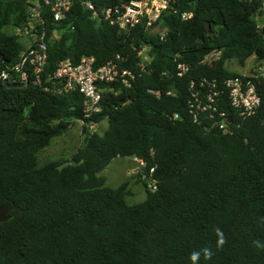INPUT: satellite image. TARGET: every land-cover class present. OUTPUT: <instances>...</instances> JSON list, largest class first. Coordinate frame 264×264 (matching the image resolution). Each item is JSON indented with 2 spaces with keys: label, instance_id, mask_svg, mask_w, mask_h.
I'll return each mask as SVG.
<instances>
[{
  "label": "trees",
  "instance_id": "1",
  "mask_svg": "<svg viewBox=\"0 0 264 264\" xmlns=\"http://www.w3.org/2000/svg\"><path fill=\"white\" fill-rule=\"evenodd\" d=\"M88 1L100 8L131 0L75 1L60 21L44 0H0V206L13 204L0 223V264H194V252L195 264H264V78L255 115L242 120L223 99L241 123L230 133L193 122L187 93L190 80L240 76L226 68L230 60L264 62V0H178L192 16L164 14V38L94 19ZM33 2L43 5L45 73L40 83L32 75L24 87H7L1 74L16 77L25 50L16 29L28 25ZM143 44L153 60L139 75ZM213 52L220 58L204 62ZM85 56L97 67L124 57L122 67L136 74L130 86L103 85L102 112L91 120L79 91L48 77L62 61ZM176 57L190 64L189 76L176 77ZM77 121L85 130L77 152L40 165L41 152ZM92 121H107V129L91 132ZM117 158L146 163L143 202L130 205L128 183L112 188L99 176Z\"/></svg>",
  "mask_w": 264,
  "mask_h": 264
},
{
  "label": "built area",
  "instance_id": "2",
  "mask_svg": "<svg viewBox=\"0 0 264 264\" xmlns=\"http://www.w3.org/2000/svg\"><path fill=\"white\" fill-rule=\"evenodd\" d=\"M75 1L80 0H44V4L51 7L54 20L60 21ZM177 2L178 0H131L114 7L98 8L88 1L84 2V5L91 11L94 19L107 20L128 34L139 27L146 32L160 33V37L164 38L167 33L165 29H161V20L164 14L178 15L183 21L189 20L192 16L191 12H182L176 6ZM42 7L41 3L33 2L30 7L28 25L16 29V34L28 39L29 43L12 69L16 76L15 79L11 78L12 75L9 71H4L1 74L4 83L24 82L26 86L32 75L34 84L41 82L48 61L46 32L45 30L39 32V26L44 24L41 15ZM150 50L149 44H143L137 51L139 75L150 71L153 60ZM219 58L220 53L213 52L205 56L204 62L213 64ZM125 61L124 57L118 56L116 61H110L97 67L95 58L91 56L83 57L76 65L66 59L59 64L53 76L48 77L60 81L65 91L78 90L83 96V116L85 119L91 120L102 112L103 85L121 82L125 86H130L135 79L136 74L132 69L122 67V62ZM190 73V64L180 61L176 57V77L182 79L189 76ZM262 78H264V68L260 66L250 75L229 77L222 83L216 78L207 77L190 80L187 86L190 117L195 123L206 124L208 122L209 125L206 126L209 129L218 128L223 133H230L232 124L238 128L241 123L234 122L233 117L222 107L223 99H227L238 118L245 120L255 115L262 104V98L257 89ZM172 93V90L168 91V94ZM157 94L160 96L161 92L158 91ZM178 118H180L179 114L173 116V119ZM230 118L231 121H229ZM81 122L84 123V121ZM95 125L97 123L93 121L90 123V127ZM132 159L137 161L142 169L146 167L144 161L137 158ZM154 170L155 168H152L150 174ZM151 183L153 190H156V184Z\"/></svg>",
  "mask_w": 264,
  "mask_h": 264
},
{
  "label": "rangeland",
  "instance_id": "3",
  "mask_svg": "<svg viewBox=\"0 0 264 264\" xmlns=\"http://www.w3.org/2000/svg\"><path fill=\"white\" fill-rule=\"evenodd\" d=\"M258 23L260 27H264V15L258 17ZM21 41L27 45L26 38H21ZM259 64L264 68V62L259 63L256 57L252 56L246 61L245 66H241L236 60H230L226 63V68L239 75H250L256 68L260 67ZM107 126V121H103L94 127H89L91 132L102 134L107 129ZM84 138V123L81 121L74 122L62 136L54 138L50 146L41 152L39 157L40 165L54 160L70 158L82 145ZM141 169V166L133 159L117 158L103 169L99 176L105 178L106 185L112 188L128 183L129 193L127 201L130 205H134L143 202L147 194L143 183V170ZM149 188L153 189L151 182H149Z\"/></svg>",
  "mask_w": 264,
  "mask_h": 264
},
{
  "label": "water",
  "instance_id": "4",
  "mask_svg": "<svg viewBox=\"0 0 264 264\" xmlns=\"http://www.w3.org/2000/svg\"><path fill=\"white\" fill-rule=\"evenodd\" d=\"M207 27L210 30L211 24L210 22L207 23ZM210 34H212V31H210ZM5 85L7 87H14V88H21L24 87V82L20 83H12V82H6ZM231 121V118L229 119ZM13 209V204L11 202H6L3 205L0 206V223H4L10 220V212Z\"/></svg>",
  "mask_w": 264,
  "mask_h": 264
},
{
  "label": "clouds",
  "instance_id": "5",
  "mask_svg": "<svg viewBox=\"0 0 264 264\" xmlns=\"http://www.w3.org/2000/svg\"><path fill=\"white\" fill-rule=\"evenodd\" d=\"M221 243H222V241H221ZM204 254H205L206 257H210L211 256V252L209 250H207V249L204 250ZM199 256H200V253L199 252H194L192 254L191 259L194 262V264L199 259Z\"/></svg>",
  "mask_w": 264,
  "mask_h": 264
},
{
  "label": "crops",
  "instance_id": "6",
  "mask_svg": "<svg viewBox=\"0 0 264 264\" xmlns=\"http://www.w3.org/2000/svg\"><path fill=\"white\" fill-rule=\"evenodd\" d=\"M27 40V44L29 43V41H28V39H26ZM26 45V44H25Z\"/></svg>",
  "mask_w": 264,
  "mask_h": 264
}]
</instances>
